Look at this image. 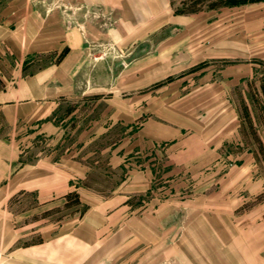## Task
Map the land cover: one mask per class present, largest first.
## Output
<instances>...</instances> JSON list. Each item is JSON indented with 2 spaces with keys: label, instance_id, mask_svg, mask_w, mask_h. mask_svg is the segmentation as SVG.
<instances>
[{
  "label": "rangeland",
  "instance_id": "374dc122",
  "mask_svg": "<svg viewBox=\"0 0 264 264\" xmlns=\"http://www.w3.org/2000/svg\"><path fill=\"white\" fill-rule=\"evenodd\" d=\"M33 2L93 32L77 94L50 117V132L9 127L0 116V136L21 161L46 158L73 174L66 202L23 215L34 198L10 200L16 245L76 229L93 201L120 196L110 205L123 210L107 209L103 238L118 246L122 237L121 245L95 264H232V250L254 264L264 213V1L210 9L216 0H169L149 34L129 32L134 23L107 7ZM189 56L204 60L190 64ZM55 61L0 47V90ZM169 126L183 128L172 138Z\"/></svg>",
  "mask_w": 264,
  "mask_h": 264
},
{
  "label": "crops",
  "instance_id": "0c3cea01",
  "mask_svg": "<svg viewBox=\"0 0 264 264\" xmlns=\"http://www.w3.org/2000/svg\"><path fill=\"white\" fill-rule=\"evenodd\" d=\"M5 1L0 9V47H5L19 59L52 54L56 61L25 74L13 85L0 90V116L9 127L39 124L41 132H50V117L64 100L77 94V77L84 64V51L92 29L84 22L68 24L67 18L58 10L44 13L32 0ZM68 1L81 8L103 6L114 9L118 17L134 23L129 32L140 34L153 33L160 13H165L170 7L169 0ZM122 19L119 24L123 23ZM136 25L140 27L135 30ZM189 59L192 60L191 56ZM203 60L193 59L190 64H199ZM168 128L172 138H176L183 127ZM199 135L206 145H213L203 134ZM12 143L0 136V257L6 258L1 264H95L114 259L123 238H120L118 246L117 243L104 245L103 236L112 225L107 214L115 209H118L117 213L123 210L120 207L122 203L110 205L120 200V196L104 201L92 200L76 229L43 239L33 246L16 245L21 235H18L13 219L16 214L12 213L10 200L14 196L34 198V206L23 209L24 215L56 200L64 201L74 189L70 182L71 171L63 170L60 164L46 158L34 163L23 162ZM107 209L112 211L107 212ZM257 210L264 212V207ZM93 213L98 217L92 218ZM256 219L262 223L253 236L255 248L252 258L254 264H264V213ZM116 224L124 225L123 222ZM247 258L243 251H231L232 264H250Z\"/></svg>",
  "mask_w": 264,
  "mask_h": 264
},
{
  "label": "trees",
  "instance_id": "16d2710c",
  "mask_svg": "<svg viewBox=\"0 0 264 264\" xmlns=\"http://www.w3.org/2000/svg\"><path fill=\"white\" fill-rule=\"evenodd\" d=\"M264 0H216L213 5L208 6L210 9L218 8V7H237L246 4H252L257 2H262ZM198 9H189V10H180L177 13H193L196 12Z\"/></svg>",
  "mask_w": 264,
  "mask_h": 264
}]
</instances>
